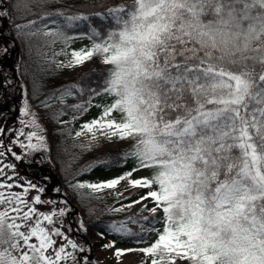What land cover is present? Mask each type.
<instances>
[{
  "label": "snow or ice",
  "instance_id": "obj_1",
  "mask_svg": "<svg viewBox=\"0 0 264 264\" xmlns=\"http://www.w3.org/2000/svg\"><path fill=\"white\" fill-rule=\"evenodd\" d=\"M46 4L47 0H11L10 5L0 3V14L9 15V8L33 14V19L15 24L18 35L29 40L30 51L32 37H44L53 47L87 37L91 46L72 49L68 66L99 54L112 67L98 88L87 89L88 100L78 99L85 86L74 82L51 93L44 106L57 93L63 103L77 98V103L67 105L75 121L94 96H111L100 114L74 133L88 134V142L79 147L91 150L101 139L133 141L114 156L94 161L107 167L131 157L132 167L111 178L77 180L70 186L84 198L114 192L127 200L122 191H115L126 180L147 190L108 212L146 198L154 202L151 213L158 208L163 212V230L147 229L158 232L152 243L117 247L116 256L140 251L152 257L150 264H176L178 258L191 264H264V0H131L102 13L48 10ZM34 6L41 9L39 14L33 12ZM90 16H102L106 31ZM85 27L87 31H77ZM59 54H65L64 48ZM37 55L47 63L57 53L47 56L37 48ZM19 113L20 127L7 129L15 133L13 142L5 145L0 139L5 149L0 151V264H88L85 245L69 235L71 225L64 231L67 209L39 211L35 204L42 201L41 195L31 201L27 197L30 189L43 193L44 187L30 181L22 184L12 178L14 171L8 172L16 168L4 161L9 152L16 160L33 153L50 159L44 129L26 89ZM4 131L0 127V133ZM13 144L23 155L13 150ZM92 166L90 162L83 170L91 171ZM148 168L154 170L151 177L133 178ZM125 220L138 222L134 217ZM125 220L108 221V232L138 236ZM145 220L149 217H140ZM78 227L85 228L82 220ZM143 242V237L135 241ZM115 244L112 240L104 247Z\"/></svg>",
  "mask_w": 264,
  "mask_h": 264
},
{
  "label": "trees",
  "instance_id": "obj_2",
  "mask_svg": "<svg viewBox=\"0 0 264 264\" xmlns=\"http://www.w3.org/2000/svg\"><path fill=\"white\" fill-rule=\"evenodd\" d=\"M0 3L10 5L11 0H0ZM131 0H47L45 7L48 10L55 8H71L80 9L87 12H104L106 9L119 4H129ZM41 9L34 6L33 12L39 14ZM9 15L0 14V39H4L11 43V57L7 60H3L5 71H0V107L1 110H7L13 108V114L18 109V102L20 99V93H23L25 97V89L27 90L28 102L31 105L41 119L47 121V125L44 129L50 151L46 154L50 159L45 158L41 153H33L24 159L16 160L11 153H7L4 157L5 162H11L16 165L15 169H8V172H18L20 165L30 164L32 166L39 165L45 166L48 163L53 162L52 168L56 171L58 176V190L65 192L66 196L76 203L79 207V211H72L70 209V217L68 222L72 227L70 235L77 238L80 237L83 244L86 246L88 239H100L106 237L108 239L116 240L115 245L131 246L137 245L136 239L143 237L144 242H147L151 232L147 231L148 228L152 227L158 229L162 224L163 212L162 209H157L155 214L151 213L149 207H141L139 209H121L120 211L108 212L109 207H115L116 203L127 204V200H132L138 196V190L132 191L126 195L127 200L120 199L115 195L114 192L107 193L101 192L98 195L99 198H84L81 193L71 187L77 180H89L96 181L102 179L110 173L115 175L123 172L124 170L134 165V160L129 157L125 162L119 164H110L107 167L98 166L95 164V159H106L107 157L114 156L118 151L125 149L128 145L133 143L132 140L125 139H101L99 140L91 150L83 149L79 145L88 142V134L80 137H75L74 133L80 129L84 121H88L93 117L100 114L102 105L107 104L111 101V96H105L103 93L92 98L93 103L86 112L78 116L75 121H71L72 111L67 107L68 104L77 103V98L69 97L67 102L63 103L57 97L48 100V107L44 106L46 98L57 89H60L68 84L74 82H80L85 86V92L83 95H79L80 101H86L89 98L87 89L89 87L98 88L103 82V77L106 75V71L112 66L106 64L101 67H90L84 71L76 72L69 77L63 76V66L57 67L58 61H68L70 59L71 50L75 46L81 43L91 46V41L87 37H74L70 44L65 47L62 43L57 42L55 46H49L45 44L44 37H32V50L29 48V40L27 38L18 35L15 28V24L23 23L25 20L33 19L32 13L15 12L9 8ZM92 23L98 27L101 31H106V24L102 16H90ZM87 31V28L78 29L77 31ZM37 48L42 50L45 55L51 56L53 51L57 53L55 60L51 62H44L40 56L37 55ZM64 48L65 54L60 55L59 51ZM99 55V54H96ZM100 56V55H99ZM19 66V67H17ZM259 66H257L258 68ZM5 73L8 75L5 76ZM7 81V83H5ZM63 109L64 114L60 115L59 111ZM114 115L119 118L120 113L116 112ZM8 121V119L4 120ZM60 121H71L69 124H62ZM8 125L1 123L0 127L6 130ZM11 133V132H10ZM69 133H72L71 135ZM12 134L4 131L0 133V139L4 141L5 145L13 142ZM115 142H124L122 146L114 147L108 151H103L100 148L103 145H110ZM100 149V150H99ZM13 150L23 155L22 150L18 145L13 144ZM0 151H5L3 147H0ZM39 158L38 161H35ZM92 162L91 171H84L83 167ZM49 166V165H48ZM3 179V177H2ZM35 181L39 182L38 178H28L25 182ZM84 191H87L85 189ZM66 206V204L64 203ZM67 208L69 206L67 205ZM155 217L156 223H152V218ZM126 217H134L137 219V223H131L125 220ZM140 217H149V220L140 221ZM83 221L85 228L80 229L78 224ZM110 220H125L128 227L132 228L138 236H122L116 233H109L107 230V222ZM141 223H143L145 231H141ZM103 232L104 235H100ZM76 235H73V234ZM143 242V243H144ZM89 255L90 260L88 264H99L96 263L94 258ZM177 264H191L188 259H182Z\"/></svg>",
  "mask_w": 264,
  "mask_h": 264
},
{
  "label": "rangeland",
  "instance_id": "obj_3",
  "mask_svg": "<svg viewBox=\"0 0 264 264\" xmlns=\"http://www.w3.org/2000/svg\"><path fill=\"white\" fill-rule=\"evenodd\" d=\"M1 29V28H0ZM1 32V31H0ZM89 46L85 43H81L78 44L77 46L74 47V49H81V48H88ZM11 49V43L4 40V39H0V71H5L4 70V65L2 64L3 60H7L8 58H10L12 51ZM68 61H66L64 63L63 66V76L64 77H69L71 75H73L76 72H80V71H84L90 67H101V66H105L106 64L103 62L102 57L99 55H94L92 58H90L89 60H87L86 62H84L81 65H75V66H68ZM8 75L7 73H5V76ZM25 99V97L23 96V93H20V99L18 102V109L17 111L13 114V108H8L7 110H1L3 108L0 107V118H1V123H5V125H8L6 128V132L8 128H19L20 124L18 123V118L20 117V113H19V107L21 106L23 100ZM34 110V109H33ZM35 111V110H34ZM39 123L41 125V127L43 129H45L46 125H47V121L45 119H41V117L39 116V114L35 111ZM8 119V121H4ZM15 135L14 132H9V135ZM14 137V136H13ZM113 143V142H112ZM124 142H115L113 144L110 145H103L100 149L103 151H108L114 147L117 146H122L124 145ZM99 149V150H100ZM24 159V158H22ZM39 158H37L35 161H38ZM51 164H53V162L50 161ZM48 163V165L45 166H39V165H35L32 166L30 164H26L25 165H20L18 167V172L16 173V176H13L12 178L15 180H18L20 183H26L25 180L28 178H38L39 182H35V181H30L32 183H36L38 185H42L45 189V191L43 193H37L36 190L30 189L29 193H28V197L27 199L29 201L32 200V197H34L37 194H40L42 197V201L40 203L35 204V207L39 210V211H51L53 208H57V207H65L67 209V212L65 214V216L63 217L64 221H65V227H64V231H67V226L70 225V223L68 222L67 219H69L70 217V209L72 211H79V207L76 203H74L73 201H71L67 196L65 192H60V190H58V176L56 174V171L52 168V165ZM153 169L148 168V169H142L136 173L133 174V178L139 177V176H149L151 177V175L153 174ZM115 173H110L109 175H106L105 177H103L102 179H106V178H111L114 177ZM0 179H2V177H0ZM154 187H156L154 185ZM15 191H21L22 189H20L19 187H15L14 188ZM138 190V196L139 195H143L145 193V191L147 189L145 188H136V187H132L130 185H128L127 181H122L116 188L115 191H122L123 195H126L132 191ZM138 196H136L134 199H137ZM63 201H67L66 206L64 205ZM67 205L69 206V208H67ZM153 207L154 206V202L152 201L151 198H146L144 201H140L137 204L132 205L131 207H125L123 209H139L141 207ZM160 209V208H158ZM57 226H59V220H57ZM164 227V224H162L158 230L162 231ZM70 235V233H69ZM73 235H76L75 233ZM158 232L157 231H153L150 233L149 235V239L147 242L141 243V244H137V245H131V246H121V245H114V246H110V247H104V245H109L111 244V240L106 238V237H101L100 239H94V238H90L88 239L85 246V253L87 254L89 253L95 260L96 263L99 264H150V261L152 259V257L147 256L146 254H144L143 252L140 251H133V252H128V253H124L122 256L117 257L115 254V248L117 247H134V248H140V247H146L148 246L150 243H152L156 238H157ZM77 236V235H76ZM73 238H75L78 242L83 243L82 239L78 236L77 238L73 236ZM59 240H57V244H59ZM182 261L181 258H178L176 260V264L178 262Z\"/></svg>",
  "mask_w": 264,
  "mask_h": 264
}]
</instances>
